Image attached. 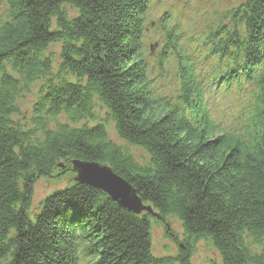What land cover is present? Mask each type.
I'll return each mask as SVG.
<instances>
[{
    "label": "trees",
    "instance_id": "1",
    "mask_svg": "<svg viewBox=\"0 0 264 264\" xmlns=\"http://www.w3.org/2000/svg\"><path fill=\"white\" fill-rule=\"evenodd\" d=\"M152 3L0 0V264H191L200 239L210 264H264V0L199 31L170 11L151 26ZM74 159L109 166L157 216L74 181L32 210L37 179ZM167 217L186 249L155 256L151 219Z\"/></svg>",
    "mask_w": 264,
    "mask_h": 264
},
{
    "label": "rangeland",
    "instance_id": "2",
    "mask_svg": "<svg viewBox=\"0 0 264 264\" xmlns=\"http://www.w3.org/2000/svg\"><path fill=\"white\" fill-rule=\"evenodd\" d=\"M152 7L149 10L148 17L149 21L159 18L164 12L170 11L173 14L177 13L183 16L185 23L192 24L190 27L195 28L196 31L204 28V25L212 24L214 15H222L225 11L229 10L230 7H235L242 0H151ZM73 11H70L72 13ZM194 26V27H192ZM148 38L150 41L146 43L148 49H151V55L156 54L157 42L153 34H149ZM50 51L54 55V60L58 59L59 46H51ZM150 56V55H149ZM151 57V56H150ZM151 60V59H150ZM163 74L171 75V65L165 64L163 66ZM157 75V74H156ZM171 78L162 77L158 78L159 88L163 87V90L170 92L174 87L168 85ZM40 82H36L31 87L30 93L24 98L17 101L20 108L19 114L22 121H27L30 118V107L34 102L35 96L38 92V86ZM162 89V88H161ZM95 113L100 118H104V113L95 110ZM62 121V119H61ZM109 137L118 144H123L118 140L115 135L112 124H108ZM134 157L140 160L141 156L144 157V153L137 148H130ZM60 170V171H59ZM75 173L71 171V165L61 167L58 171H54L53 175L46 178H39L33 184L32 198H31V209L34 210L40 200L47 194L55 189L64 187L73 181ZM150 235H151V253L155 256H176L179 250H185L186 247L183 245L184 235L180 223L173 217H167L163 220L157 218L151 219L150 224ZM189 259L191 264H210L212 261H217L218 256L213 247L206 240H197L192 244H189Z\"/></svg>",
    "mask_w": 264,
    "mask_h": 264
},
{
    "label": "water",
    "instance_id": "3",
    "mask_svg": "<svg viewBox=\"0 0 264 264\" xmlns=\"http://www.w3.org/2000/svg\"><path fill=\"white\" fill-rule=\"evenodd\" d=\"M73 181L91 186L105 193L112 201L133 214L145 212L157 216L149 205H144L136 191L124 179L116 175L109 166L97 162L71 160ZM61 167V165H58Z\"/></svg>",
    "mask_w": 264,
    "mask_h": 264
}]
</instances>
